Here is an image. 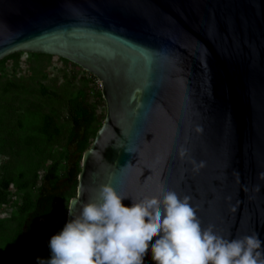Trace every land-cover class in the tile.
<instances>
[{
	"label": "water",
	"instance_id": "water-1",
	"mask_svg": "<svg viewBox=\"0 0 264 264\" xmlns=\"http://www.w3.org/2000/svg\"><path fill=\"white\" fill-rule=\"evenodd\" d=\"M17 52L101 85L66 221L111 184L137 200L173 190L203 227L264 240V0H0V59Z\"/></svg>",
	"mask_w": 264,
	"mask_h": 264
},
{
	"label": "clouds",
	"instance_id": "clouds-1",
	"mask_svg": "<svg viewBox=\"0 0 264 264\" xmlns=\"http://www.w3.org/2000/svg\"><path fill=\"white\" fill-rule=\"evenodd\" d=\"M69 217L36 264H264L258 233L226 237L203 227L190 198L173 190L137 200L102 184Z\"/></svg>",
	"mask_w": 264,
	"mask_h": 264
},
{
	"label": "rangeland",
	"instance_id": "rangeland-1",
	"mask_svg": "<svg viewBox=\"0 0 264 264\" xmlns=\"http://www.w3.org/2000/svg\"><path fill=\"white\" fill-rule=\"evenodd\" d=\"M13 54L0 59V179L8 173L14 180L7 202L0 205V223L17 214L25 191L36 195L51 163L57 161L58 174L63 175L69 159L72 162L79 159L76 147L69 142L72 124L68 99L84 89L94 104L100 120L93 124L90 139L101 126L106 110L99 81L76 64L52 55ZM44 115L51 116L60 130L52 141H47L40 132ZM19 172L24 173L26 180L36 175V184L21 189ZM9 250V234L2 231L0 264H14Z\"/></svg>",
	"mask_w": 264,
	"mask_h": 264
},
{
	"label": "trees",
	"instance_id": "trees-1",
	"mask_svg": "<svg viewBox=\"0 0 264 264\" xmlns=\"http://www.w3.org/2000/svg\"><path fill=\"white\" fill-rule=\"evenodd\" d=\"M67 104L68 117L72 124L69 142L76 147L80 157L75 162L66 164L63 175L58 174L59 163L57 161L51 163L37 186L36 195L32 196L25 191L18 205L17 214L0 223V232L9 234V258L14 264H36L37 257H49V237L65 224L67 214L65 208L68 209L70 199L76 196L81 155L92 143L91 128L100 119L84 89H79L74 97L68 99ZM40 132L47 141H52L60 134V130L49 115H44ZM18 177L21 189H26L37 181L36 175L26 180L22 172H19ZM13 182L10 174L1 176L0 205L7 202Z\"/></svg>",
	"mask_w": 264,
	"mask_h": 264
},
{
	"label": "flooded vegetation",
	"instance_id": "flooded-vegetation-1",
	"mask_svg": "<svg viewBox=\"0 0 264 264\" xmlns=\"http://www.w3.org/2000/svg\"><path fill=\"white\" fill-rule=\"evenodd\" d=\"M69 162H72V159H69Z\"/></svg>",
	"mask_w": 264,
	"mask_h": 264
}]
</instances>
